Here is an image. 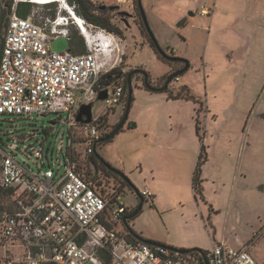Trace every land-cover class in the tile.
<instances>
[{
  "label": "rangeland",
  "instance_id": "1",
  "mask_svg": "<svg viewBox=\"0 0 264 264\" xmlns=\"http://www.w3.org/2000/svg\"><path fill=\"white\" fill-rule=\"evenodd\" d=\"M64 1L71 8L75 7L69 0L51 3L53 5L50 7L33 4L29 16H34L37 22L69 17L68 12L63 9ZM91 1L96 7L109 9L106 17L110 19L113 27L121 31L118 35L106 30L113 35L114 40L109 51L101 56L106 64L104 72L120 69L127 80L130 73L144 71L149 75V84L161 89L171 75L184 69L183 63L161 61L150 47L148 34L141 27L137 0H133L131 5L124 2L111 3L117 0ZM147 1L143 4L144 12L160 47L159 39L149 23L148 12L157 17L174 18L180 14L176 12V6L183 5L185 1L192 2L193 9L184 10L181 14H185L183 18L198 9L192 20H195L197 33L201 29L205 30L203 48L198 35L189 46H181L178 36L165 34L170 45L185 53L179 57L190 63V69L174 79L167 89L177 94L186 86L194 101L178 104L169 101L165 93L151 94L144 88V77L135 75L128 123L113 139L100 143L94 157L102 158L113 168L121 166L129 174L130 178L126 175L128 179L140 190L145 181L148 185L151 182L147 168L144 165L140 167V161L146 159L142 157V153L147 130L150 129L153 134L152 143L162 145L179 140L182 133L181 142L197 145L200 154L204 148L202 167L208 182L203 186L207 203L200 196L194 195L190 184L185 181L177 185L179 191H169L171 182L160 175L155 183L163 192L159 209H154L148 201H144L141 213L127 221L128 227L142 240L166 247L168 244L186 242L191 238L203 246L198 247L202 249L211 248L213 240L227 241L234 248L243 243L242 245L251 247L256 264H264V0ZM11 2L14 3V15L17 5L22 1L0 0V55L6 32L5 19ZM29 2L33 3L30 0ZM206 3L212 11L216 4L213 23L201 14L200 6ZM212 11L209 15L211 17ZM74 12L80 17L78 8ZM70 25V36L76 44L75 53L81 54L84 49L86 53L88 50L85 38L75 24L71 22ZM205 25L207 28L202 27ZM91 26L96 34L99 33L98 29L105 30ZM80 38L84 41V49ZM52 48L56 53H65L69 50V40L58 37L54 39ZM163 50L169 56H176L173 52ZM144 65L146 69L142 67ZM127 102L128 97L124 108H116L114 111L107 110L105 103L100 100L92 106L94 121L107 114V136L123 120ZM175 114H178L179 119L174 118ZM66 119L63 116L60 120L59 115L35 116L31 119L0 116V164L2 155L10 154L25 169L34 170L36 174H39V169H52L58 173L60 161L64 162L67 152L69 127L63 125ZM197 119L199 135L195 125ZM52 123H56V126H52ZM130 123L136 125V130L128 131ZM177 124L181 128L179 131L174 130V125ZM74 134V147L78 157L84 158L86 145L80 142L83 129L77 126ZM41 144L44 147L46 166L41 165V161L30 152ZM11 146L29 148V154L26 155L21 150H11ZM206 160L209 162L204 164ZM154 164L163 173L167 170V166H163L161 161H155ZM218 166L220 172L216 171ZM64 169L65 167L60 174L64 173ZM123 198L132 211L141 202L128 187L124 188ZM2 200L0 206L3 205L4 208L0 215L9 212L7 210L11 207L10 199L3 197ZM178 204L182 208L175 209L174 206ZM209 215H212L211 221ZM125 228L123 222L118 230L124 232ZM3 254L4 249L0 248V256Z\"/></svg>",
  "mask_w": 264,
  "mask_h": 264
},
{
  "label": "built area",
  "instance_id": "2",
  "mask_svg": "<svg viewBox=\"0 0 264 264\" xmlns=\"http://www.w3.org/2000/svg\"><path fill=\"white\" fill-rule=\"evenodd\" d=\"M209 13L207 9L202 14ZM71 22L75 24L70 16L37 22L34 16L25 19L14 14L5 32L0 116L59 115L60 120L66 116L69 136L58 173L39 169L36 174L10 154L2 155L0 190L9 196L12 207L11 212L0 215L2 264H256L250 246L234 248L223 241L204 254H181L160 244L130 241L125 232H119V225L133 212L123 198L127 186L121 178L95 177L91 165L94 162L97 168V159L90 158L107 136L108 124L93 120L83 125L76 118L83 106H93L103 94L107 110L116 109L125 97L127 80L124 74L111 83L103 80L110 71L104 72L101 56L109 51L114 38L106 30L94 33L83 19L88 51H53L54 39H69ZM77 126L83 129L84 158L78 157L74 147ZM10 149L29 154V148ZM30 152L41 165H47L42 144ZM139 192L153 204L147 187Z\"/></svg>",
  "mask_w": 264,
  "mask_h": 264
},
{
  "label": "crops",
  "instance_id": "3",
  "mask_svg": "<svg viewBox=\"0 0 264 264\" xmlns=\"http://www.w3.org/2000/svg\"><path fill=\"white\" fill-rule=\"evenodd\" d=\"M117 3V4H121V2H124V4H128L131 5L133 3V0H117V1H111V3ZM148 1L147 0H142V3L145 5ZM208 7H210L207 3L203 4L200 6L201 9V14L203 13V11H206L207 9H209ZM192 8V2L190 3V1H185L183 5H177L176 6V12L180 13L177 14V16H175L174 18H164V17H157L155 16L152 12H148V20L149 23L153 29V31L155 32L156 36L159 39V42L161 44V47L165 50H168L169 52H173L176 57H179L182 55H184V52H179L177 47H174L173 45H170L165 38V34L169 33L174 37H179L178 42L180 43L181 46H189V44H191V42L194 41L195 36L198 35L199 38L202 40L201 41V48H203L205 42V30L201 29L199 30L200 33H197V27L195 24V20H192V17H188L186 23L182 26V27H178V24L186 17L183 18V16H185V14L181 15L182 13H184L185 11H191ZM198 10V9H197ZM196 10V11H197ZM212 9L210 10L211 13ZM193 12H195L193 10ZM216 12V4H215V9H213L212 11V17L209 15H203L205 18H209L210 21H214V13ZM190 13V12H189ZM203 28H207V26H202ZM196 30V31H195ZM182 31H184L185 33H182ZM196 33V34H195ZM208 46V44H207ZM185 58V56H183ZM144 69H146L147 67L144 65L142 66ZM168 72V71H167ZM178 83V82H177ZM176 83V84H177ZM186 87V86H185ZM180 88V87H179ZM151 94H162V93H151ZM178 104H181L183 102H185V100H169ZM187 102V101H186ZM198 116V115H197ZM174 118L177 120L178 118V114L174 115ZM196 125V122H195ZM179 124L174 125V130L175 131H179L181 130V128L179 129ZM136 130V129H134ZM132 130V131H134ZM128 131L129 127H128ZM152 132L150 129L147 130V133L145 134V138H146V144L144 145V152L142 153V157H145V160H141L140 162V167H143V165L145 166V168H147V172L149 173V176L151 178V182L148 185L147 181H145V184L143 185L142 189H140L139 191H142L144 187H147L150 191V194L152 196V201L153 204H151V206L154 207V209H159L160 205H159V200L162 197V193L160 190V186H157L155 183L158 180V178L160 177V175L166 179H168L171 182V189L169 191L172 192H177L179 191V188H176L177 185H179L181 182L185 181L186 183L188 182L190 184L191 187V191L193 192L194 195H196L197 197L200 196L202 201L206 202V198L204 196V184L207 181L206 179V174H205V169H203V167H201V175H200V180L202 181L201 186H200V193L196 194L194 187H193V179H194V173L196 171V167L197 164L199 162V157H200V151H199V147L197 145L191 146L188 143H183L181 142V136L182 133L179 135V140L175 141H171L167 143V145H162V144H155L154 142L152 143ZM160 155V156H158ZM164 155V156H163ZM208 157V156H207ZM155 161H161L163 162V166H167V170H165L163 173V171L160 169V167H156L154 162ZM209 162V160H207L204 164H207ZM114 169L121 171L122 173H124L125 175H127L129 178V174H127L125 172V170L121 167V166H114ZM142 171V170H141ZM217 172H220V166H218V168L216 169ZM214 178H218L219 177H214ZM131 181V180H130ZM132 182V181H131ZM133 183V182H132ZM134 184V183H133ZM135 185V184H134ZM185 186V185H184ZM224 188H226L225 185H223ZM186 187V186H185ZM221 192H223V190L221 189ZM175 209H179L182 208L181 205H175L174 206ZM212 210V209H211ZM209 214H211V211L209 210ZM209 219L210 221L212 220V215H209ZM223 242V241H222ZM227 242V241H226ZM221 242H216L215 240H213L212 245L213 244H218ZM243 244V243H242ZM238 248H244V247H248L246 245H242ZM167 247L175 249V250H187V251H191V250H195L198 249L200 251L203 252H208L212 249L211 248H198V247H203L200 244H198V242H196L195 240H193V238L187 240L186 242H177V244L175 243H171L168 244ZM250 253L251 252V248H250ZM253 256V254H252ZM254 257V256H253ZM256 260V259H255Z\"/></svg>",
  "mask_w": 264,
  "mask_h": 264
},
{
  "label": "trees",
  "instance_id": "4",
  "mask_svg": "<svg viewBox=\"0 0 264 264\" xmlns=\"http://www.w3.org/2000/svg\"><path fill=\"white\" fill-rule=\"evenodd\" d=\"M22 2H20L18 5H17V11H16V15L17 16H19V17H21V18H25V19H27V18H29L30 16H29V14H30V12H31V9H32V7H33V4L34 3H30L29 2V0H21ZM69 2H70V4H73L75 7V9L76 8H78V10H79V14H80V17L83 19V20H85L86 21V23L87 24H89V25H93V26H95V27H98V28H102V29H105V30H107V31H109V32H116L118 35H120L121 34V31H120V29H118V28H116V27H113V25L111 24V21H110V19L108 18V17H106V13H107V11H109V9H107V8H102V7H96L93 3H92V1L91 0H69ZM13 2H11L10 3V5L8 6V9L10 10L9 11V13L7 14V17H6V19H5V21H6V29H7V26H8V24H9V21H10V19H11V16L13 15V13H12V8H13ZM51 5H53V4H47L45 7H50ZM137 9H138V11H139V7H138V0H137ZM140 12V11H139ZM141 15V14H140ZM141 17V16H140ZM142 18V17H141ZM141 25H142V27H143V31L145 32V33H147L148 34V32H147V30H146V28H145V26H144V24H143V20H142V23H141ZM148 39H149V42H148V44L150 45V47L156 52V54L158 55V57L160 58V60L161 61H163V62H165V63H167V62H169V61H167L166 59H164L160 54H159V52H158V50H157V45H156V43H155V41H153L151 38H150V36H149V34H148ZM69 50H68V52H70V53H72V54H76L75 53V49H74V47H75V42H74V38L73 37H69ZM3 43H4V40L2 41V43H1V50H2V48H3ZM80 44H81V46H82V48L84 49L85 47H84V41H83V39L82 38H80ZM159 44V43H158ZM162 48V47H161ZM84 52H85V49H84ZM81 53V54H85V53ZM0 57H1V55H0ZM122 75V72H121V70L120 69H112L108 74H106L104 77H103V80H106L108 83H111V82H114L116 79H118L120 76ZM149 76V75H148ZM150 86L153 88V89H156V90H158L159 88H156L153 84L151 85L150 84ZM144 88H145V90L146 91H148V92H150V93H159L158 91H150L149 89H147L145 86H144ZM160 93H165V94H167V97H168V100H180V99H182V100H185V101H194V97L190 94V91H189V89L187 88V87H182V89L177 93V94H175V93H173L171 90H168V89H165V90H163L162 92H160ZM127 97H128V94H127V90H126V94H125V97H124V99H123V101H122V103L117 107V108H124V106L126 105V101H127ZM114 111L115 109H111V110H109V111ZM107 116V114H105V115H102L101 116V118L99 119V120H97L96 121V123H105L106 122V117ZM126 123H128V120H127V122ZM134 129H136V125L135 124H133V123H130L129 124V130H134ZM196 130H197V134L199 135L200 133H199V131H200V129H199V122H198V119L196 120ZM122 131V130H121ZM120 131V132H121ZM100 143H102V142H100ZM99 143V144H100ZM98 144V145H99ZM97 145V146H98ZM203 150H204V148L202 149V153L200 154V157H199V162H198V164H197V167H196V171H195V173H194V179H193V187H194V190H195V192H196V194H199L200 193V186H201V183H202V181L200 180V173H201V167H202V159H203ZM91 158V160H95V157H90ZM207 161V160H206ZM205 161V162H206ZM105 164V163H104ZM107 164V163H106ZM91 172H89L88 173V175L90 174ZM124 182H125V186H127L128 188H130V190H131V192H132V194L134 195V192L132 191V189L133 190H135V191H138V189L134 186V184L131 182V181H129V179H127V178H125V180H124ZM135 196V195H134ZM3 197H7L8 199H9V196L6 194V193H4L3 191H1L0 190V205H1V202L3 201L2 199H3ZM136 197V196H135ZM144 201H147V200H145L144 199ZM3 208H4V206L2 205V206H0V212L3 210ZM138 208H136L135 210H133V212L130 214V216L137 210ZM7 211H9V212H11L12 211V207H10L9 208V210H7ZM142 211V210H141ZM141 211L136 215V216H138L140 213H141ZM128 223V222H127ZM125 224L124 223V225H125V227H128V224ZM206 227H208L207 225H206ZM130 229V228H129ZM130 231L132 232V234L131 233H129L128 231H127V229L125 228L124 229V232L127 234L126 236H127V238H128V240H130V241H136V237H137V235H135L134 233H133V231L130 229ZM137 238H139V237H137ZM141 239V238H140ZM157 244V243H156ZM197 252H200V253H202V254H204L205 252H203V251H200V250H198V249H195V250H191L189 253L190 254H196ZM10 256H12L11 254H10ZM3 257H4V254L3 255H1L0 256V264H2V259H3ZM108 258V257H107Z\"/></svg>",
  "mask_w": 264,
  "mask_h": 264
},
{
  "label": "water",
  "instance_id": "5",
  "mask_svg": "<svg viewBox=\"0 0 264 264\" xmlns=\"http://www.w3.org/2000/svg\"><path fill=\"white\" fill-rule=\"evenodd\" d=\"M138 7H139V11H140V14H141V17H142V20H143V23L145 25V28L150 36V38L155 41L156 43V47H157V50L159 52V54L164 58L166 59L167 61L171 62V63H183L185 64V67L184 69H182L181 71L177 72V73H174L173 75H171L168 79H167V82L165 84V86L161 89H153L150 84H149V76L146 72L144 71H135L133 73H130L129 75H127V89H128V102H127V107H126V112H125V115H124V118L123 120L121 121V123L116 127V129L114 130V132L107 136L106 138H104L102 140V142H107V141H110L111 139H113L118 133H120V131L124 128L127 120H128V117H129V113H130V107H131V104H132V98H133V77L135 75H142L144 77V86L149 89L150 91H158L159 93L162 92L163 90L167 89L169 87V85L173 82L174 79L176 78H179L180 76H182L185 72H187L189 69H190V63L189 61L185 60V59H182L180 57H173V56H169L161 47L160 45L158 44L154 34L152 33L151 29H150V26L148 24V21H147V17L145 15V12H144V8H143V3H142V0H138ZM125 15V13H123ZM197 15V11L195 12H190L188 14V17H195ZM188 17L184 18L179 24H178V27H182ZM128 26V24H126ZM129 27V26H128ZM106 99V94H103L100 96V101H103ZM76 122L79 123V124H83V125H89L93 122V111H92V106H83L80 111H79V114L76 118ZM64 126H66L67 124L64 122L63 123ZM52 126H56V123H52ZM97 160L101 163H105L104 165L106 166V168L108 170H110L112 173L118 175L122 180H125V178L128 179V177L122 173L121 171H118L116 169H114L112 166H110L109 164H106V162L102 159V158H98L97 157ZM93 171L95 172V169H96V165L94 162H92V165H91ZM130 181V180H129ZM133 190V189H132ZM135 194L137 196L138 199H141V202H140V205L138 207V209L131 215V216H128L124 219V223L126 224L127 221L129 220H132L133 218L136 217V215L142 210L143 208V204H144V199L141 197L140 195V192L139 190L138 191H135ZM130 227H126L127 231L129 233L132 234V232L130 231L129 229ZM136 240L137 241H140V242H143L145 244H149V245H159V244H156V243H153V242H150V241H146V240H142L140 238H137L136 237ZM174 251H177L181 254H188L190 251H187V250H175V249H172Z\"/></svg>",
  "mask_w": 264,
  "mask_h": 264
},
{
  "label": "bare ground",
  "instance_id": "6",
  "mask_svg": "<svg viewBox=\"0 0 264 264\" xmlns=\"http://www.w3.org/2000/svg\"><path fill=\"white\" fill-rule=\"evenodd\" d=\"M34 4H43V3H61L60 0H32ZM64 11L68 12L69 16L71 17V20L75 22V25L79 28L81 31L82 36L85 38V36L88 35V31L86 29V26L82 22V18H80L74 10L69 6L68 4H65L63 7Z\"/></svg>",
  "mask_w": 264,
  "mask_h": 264
},
{
  "label": "flooded vegetation",
  "instance_id": "7",
  "mask_svg": "<svg viewBox=\"0 0 264 264\" xmlns=\"http://www.w3.org/2000/svg\"><path fill=\"white\" fill-rule=\"evenodd\" d=\"M139 16H141L140 12H139ZM141 20H142V18H141ZM141 27H142V25H141ZM96 164H97V168H96V171L94 172L95 177L103 178V179H108V178H111V177H115V178L120 179V177L118 175H116V174L112 173L110 170H108L103 163L98 162L96 160Z\"/></svg>",
  "mask_w": 264,
  "mask_h": 264
}]
</instances>
